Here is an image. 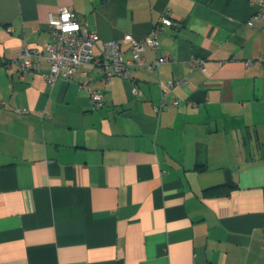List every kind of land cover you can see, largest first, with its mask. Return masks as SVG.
I'll return each mask as SVG.
<instances>
[{
    "label": "crops",
    "instance_id": "0c3cea01",
    "mask_svg": "<svg viewBox=\"0 0 264 264\" xmlns=\"http://www.w3.org/2000/svg\"><path fill=\"white\" fill-rule=\"evenodd\" d=\"M62 7L97 32V54L116 39L126 58L129 39L147 35L167 9L173 24L143 54L173 59L110 81L84 64L49 84L42 58L21 78L11 61L50 39L49 16ZM256 7L0 0V264H264V61L256 60L264 17ZM191 57L204 69H190ZM86 76L103 92L99 107L79 87ZM181 79L156 111L161 87Z\"/></svg>",
    "mask_w": 264,
    "mask_h": 264
},
{
    "label": "built area",
    "instance_id": "2783aa9c",
    "mask_svg": "<svg viewBox=\"0 0 264 264\" xmlns=\"http://www.w3.org/2000/svg\"><path fill=\"white\" fill-rule=\"evenodd\" d=\"M250 2L257 5L255 14L258 17H264V0H250ZM49 23L50 39L40 45L23 46L19 56L11 61L16 64L21 78H25L27 74L32 72L37 62L42 58L49 64V72L42 75V80L49 84H53L60 77L71 80L77 69L84 64L95 66L103 78L110 81L115 75L129 76L132 66H140L151 71L156 69L160 63L173 59L171 56L163 55L149 61L143 54L147 47L156 49L160 30L164 26L173 24L167 9L160 13L147 35L138 39L132 37L129 39V58L124 57L121 44L116 39L105 41L103 50L97 54L95 52L96 42L99 39L97 32L90 30L86 23L79 19L78 14L69 7L60 8L57 16L50 15ZM256 60L261 63L264 61V57H258ZM253 61L254 59L247 58L245 64H250ZM203 62L200 57H191L189 68L204 69ZM185 82V79L168 81L162 86V100L155 106V110L159 111L168 105L164 100V96L173 85H182ZM91 83V77L86 76L79 83V87L90 95L94 106L99 107L102 104L104 95L99 87H93ZM138 92L139 90L134 87L133 93L137 94ZM177 103L178 101L174 100L172 104ZM16 111L24 113L27 112V109H16ZM44 115L48 116L46 113Z\"/></svg>",
    "mask_w": 264,
    "mask_h": 264
},
{
    "label": "trees",
    "instance_id": "16d2710c",
    "mask_svg": "<svg viewBox=\"0 0 264 264\" xmlns=\"http://www.w3.org/2000/svg\"><path fill=\"white\" fill-rule=\"evenodd\" d=\"M201 168H204V166ZM222 186H225V184H221V183L215 184V185L208 186V187L204 188L203 191H204V193L215 194V193H218L219 188H221Z\"/></svg>",
    "mask_w": 264,
    "mask_h": 264
},
{
    "label": "rangeland",
    "instance_id": "374dc122",
    "mask_svg": "<svg viewBox=\"0 0 264 264\" xmlns=\"http://www.w3.org/2000/svg\"><path fill=\"white\" fill-rule=\"evenodd\" d=\"M255 146V145H254ZM260 149H261V146L259 147ZM259 148H257V149H259Z\"/></svg>",
    "mask_w": 264,
    "mask_h": 264
}]
</instances>
